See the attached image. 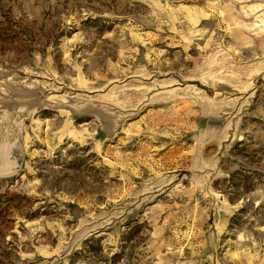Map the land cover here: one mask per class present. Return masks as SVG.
<instances>
[{
  "label": "rangeland",
  "instance_id": "1",
  "mask_svg": "<svg viewBox=\"0 0 264 264\" xmlns=\"http://www.w3.org/2000/svg\"><path fill=\"white\" fill-rule=\"evenodd\" d=\"M0 264H264V0H0Z\"/></svg>",
  "mask_w": 264,
  "mask_h": 264
}]
</instances>
